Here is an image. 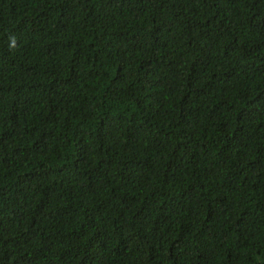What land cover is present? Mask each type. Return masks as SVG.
Wrapping results in <instances>:
<instances>
[{
	"label": "trees",
	"instance_id": "obj_1",
	"mask_svg": "<svg viewBox=\"0 0 264 264\" xmlns=\"http://www.w3.org/2000/svg\"><path fill=\"white\" fill-rule=\"evenodd\" d=\"M0 264H264V0H0Z\"/></svg>",
	"mask_w": 264,
	"mask_h": 264
}]
</instances>
